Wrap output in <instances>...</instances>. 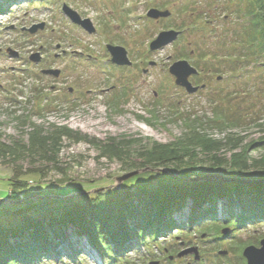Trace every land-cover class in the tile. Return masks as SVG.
<instances>
[{"label":"rangeland","instance_id":"1","mask_svg":"<svg viewBox=\"0 0 264 264\" xmlns=\"http://www.w3.org/2000/svg\"><path fill=\"white\" fill-rule=\"evenodd\" d=\"M26 1L20 0L0 17V139L9 145L18 140L28 143L41 130L58 147L54 159H48L49 155L46 160L28 157L14 164L11 158L6 162L0 159V223L25 214L42 215L66 209L83 199L123 186L127 181L120 184L118 178L130 173V166L143 161L135 151L145 155L156 144H179L178 139H186L190 133L187 124L197 120L202 125L196 126H203L202 130L199 128L201 133L205 131L210 139L226 142L220 153L208 155L198 151L199 161L194 163L202 165L205 174H214L209 169L212 164L219 159L229 163L233 154L251 143L256 146L250 149L249 157L252 161H262L264 147L258 143L264 137L259 126L264 125V72L246 67L250 74L233 83L226 71L209 67L210 72H205V63L210 58L213 60L212 57L199 59L203 52L213 56L221 47L226 31L239 32L244 23H240L235 10L244 6L243 0H192L191 3L189 0H41L29 4ZM65 7L82 19H90L96 32L90 34L74 24L64 13ZM152 9L170 11L172 16L152 20L147 17ZM204 21L211 22V36H204L201 30ZM40 25H44V30L28 32ZM170 30L186 31L182 39L151 51L150 44L159 34ZM108 46L124 48L132 65L121 67L112 63ZM187 55L190 56L185 58ZM33 57L39 60L34 62ZM181 60L193 67L194 62L199 63V71L210 75L207 80H200L204 89L191 94L176 85L170 67ZM199 76L190 77L193 85ZM215 107L226 109L229 125L224 129L216 125L209 127L215 119ZM74 123L78 126L74 127ZM111 139L121 144L123 150L130 147L134 151L128 162L107 158L96 146ZM236 143L239 146L234 148ZM19 166L22 172L41 169L43 174H27L18 179L20 189L12 199L14 187L10 178L17 174ZM148 169V172L169 173L172 182L177 177L176 171L169 170L167 165ZM142 170L145 169L139 171ZM234 181L227 177L216 180L220 184H234ZM222 203H219L220 220L225 218ZM190 205L191 200L187 206ZM189 209H184L177 218L188 217ZM261 222L233 224L235 245L263 239ZM201 229L194 225L178 231L184 233L180 236L175 233L164 234L158 240L147 238L139 242L135 251L129 250L128 258L138 264H143L141 257L147 259V264H191L185 258L172 261L174 255L169 252L178 250L183 241L210 239L212 233L216 234L212 229L205 235L200 233ZM79 240L80 244L75 240L74 246L81 251L79 254L84 252L85 258L72 262L67 257L60 263L43 264H109L89 239ZM168 256L171 261H167ZM198 262L215 264L213 258Z\"/></svg>","mask_w":264,"mask_h":264},{"label":"trees","instance_id":"2","mask_svg":"<svg viewBox=\"0 0 264 264\" xmlns=\"http://www.w3.org/2000/svg\"><path fill=\"white\" fill-rule=\"evenodd\" d=\"M36 1L41 0L26 2L29 4ZM191 1L187 0L188 3ZM243 1L244 6L238 10L227 4L235 10L240 23H244L239 32L237 33L235 28L232 33L226 31L221 47L216 49L213 56L210 52L199 54L201 60L206 56L213 58L206 61L205 72H210L209 67L219 72L226 71L233 83L250 74L246 67L264 72V0ZM19 2L20 0H3V3H0V16ZM208 3L210 1L206 4ZM213 5L214 3H211V6ZM185 6L188 9V5ZM199 20L201 18H198ZM210 24V21L203 24L201 30L204 36L212 34L209 30ZM184 31L186 30L181 31L179 40L182 39ZM226 35H229L230 39ZM194 65L200 70L199 63L194 62ZM239 71L243 72V75L238 74ZM195 79L198 81L197 84H201L200 77ZM215 108V119L210 121L209 127L216 125L217 128L224 129L227 124L229 125L225 115L226 109ZM196 125L202 123L197 120L187 124L190 133L186 139H178L179 144H156L150 149L151 153L145 155L135 151L143 161L134 167L130 166L131 171L149 167L156 169L167 165L169 170L176 171L177 177L174 182L170 179L169 173L144 172L117 189L96 195L94 198L83 199L66 209H57L42 215L25 214L15 220L5 223L3 221L0 223V264L60 263L67 257L72 262H78L85 258V254L84 252L79 254L81 251L76 249L74 244L76 241L80 244L79 239L83 237L89 239L100 256L109 260V264L117 262L138 264L130 260L128 254L130 249L135 251L142 240L147 238L150 241L158 240L162 235L175 233L180 236L184 233H177L178 231L194 225L201 226L203 232L200 233L207 231L211 233L212 229L218 227L212 220L218 219L219 203L222 201L225 210L224 220L228 225L236 223L241 226L261 221L264 223V185L189 182L191 177L206 173L202 165L194 163L199 161L197 157L199 150L203 154L212 155L220 153L226 147V142L210 139L205 131L200 132L203 126ZM259 126L264 132V125ZM59 133L63 134L62 131ZM43 135L39 130L28 143L18 140L12 145L4 144L0 139V159L6 162L7 158H11L13 164L28 157L46 160V156L49 155L48 159H54L58 144ZM260 140L258 145L262 144L264 147V137ZM96 146L103 156L114 157L123 162H128V156L134 152L130 151V147L123 150L125 148H122L121 144H115L112 139L109 143L98 142ZM237 146L238 143L234 148ZM254 146L256 144L251 143L240 153L233 154L229 163H226V160H217L218 162H214L216 164H212L209 169L214 171V174L229 179H237L236 176L249 174L252 170L264 174V158L262 161H252L249 157V151ZM18 169L17 174L10 178L14 187L10 195L12 199L18 195L16 192L20 189L18 179L28 176L27 174L33 176L43 174L41 169L26 172H22V166L17 167ZM189 200L190 207L187 206ZM187 207L190 208L187 214L189 216L177 218V215H182ZM172 253L173 251L169 252ZM76 255L77 257L80 255L79 258L76 259ZM141 260L143 264H147L146 258L141 257ZM167 261H170L169 257Z\"/></svg>","mask_w":264,"mask_h":264},{"label":"water","instance_id":"3","mask_svg":"<svg viewBox=\"0 0 264 264\" xmlns=\"http://www.w3.org/2000/svg\"><path fill=\"white\" fill-rule=\"evenodd\" d=\"M1 1V0H0ZM64 13L72 20V22L80 27H82L85 31L90 34H94L96 32V28L91 22L90 19H82L76 12L72 11L68 7L64 8ZM172 13L170 11H160L158 9H152L148 12L147 17L152 20H160L161 18H169L171 17ZM44 25L35 26L29 30V33H36L38 30H44ZM181 35L180 32L170 30L164 31L159 34L156 40H154L150 44V50L156 51L159 50L169 44L176 42ZM108 51L112 56V62L118 66H131L132 63L129 61L127 56L126 50L122 47H113L108 46ZM32 61H38L36 57L31 58ZM46 72V71H45ZM44 72V73H45ZM48 74L58 75L57 72L54 71H47ZM170 74L173 75L176 79V85L184 88L188 93L194 94L199 91V87L194 86L191 81L190 77L195 76L198 74V70L193 67L188 61L182 60L174 63L170 67ZM221 79V78H220ZM149 169H145L142 171H131L128 174L123 175L122 177L118 178V182L123 183L129 181L133 177L148 172ZM249 174H243L236 176L235 179L236 183L242 185H264V174L257 173L250 171ZM217 179H224L221 175L217 174H205L204 176H194L190 178L189 182H208V183H218L216 182ZM229 230L223 232L224 235H227ZM195 253L196 260H199V254L195 249H191L188 251L181 252L178 256L182 258L189 254ZM244 257L247 259V264H264V240L261 241V247H247L243 252ZM158 264V263H154Z\"/></svg>","mask_w":264,"mask_h":264},{"label":"flooded vegetation","instance_id":"4","mask_svg":"<svg viewBox=\"0 0 264 264\" xmlns=\"http://www.w3.org/2000/svg\"><path fill=\"white\" fill-rule=\"evenodd\" d=\"M209 74L205 75L204 72L200 71V80L202 79H208ZM202 78V79H201ZM219 80V79H217ZM195 86H202L201 84H194ZM218 225L217 228H215L216 234L212 233L210 239H189L187 241L181 242V246L178 247V250H174L171 255L173 256L174 260L176 258V261H181V259L185 258L184 260L191 261V264H200L198 261H203L202 263H205L206 260H209V258H213L215 261V264H247V259L244 257L243 252L247 247H255L260 248L261 247V241L263 239H256V241H249L242 243L241 246L238 247L235 245L236 239H235V233L233 234V224H227V222L222 219H217L214 222ZM221 225L219 226V224ZM229 229L231 233L224 235V230ZM210 232H208L209 234ZM206 235V233H204ZM216 238H212L215 237ZM193 237H197V233H193ZM239 242V241H238ZM191 249H195V251L198 252L200 258L199 260H195V253L189 254L183 258H178V254H180L182 251H188ZM222 249H225L222 251ZM169 257V256H168ZM191 259H188V258ZM180 259V260H179ZM193 260L196 261L193 262Z\"/></svg>","mask_w":264,"mask_h":264},{"label":"bare ground","instance_id":"5","mask_svg":"<svg viewBox=\"0 0 264 264\" xmlns=\"http://www.w3.org/2000/svg\"><path fill=\"white\" fill-rule=\"evenodd\" d=\"M73 126H74V127H77L78 125H77L76 123H74ZM82 127H83V126H82ZM84 127H86V126H84ZM84 127H83V128H84ZM141 128H143V126H141ZM234 184H238V183L235 182ZM51 211H54V210H51Z\"/></svg>","mask_w":264,"mask_h":264}]
</instances>
